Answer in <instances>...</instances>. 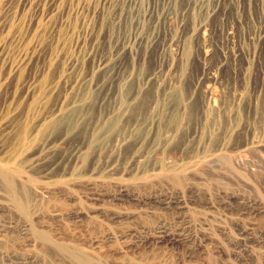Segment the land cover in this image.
I'll return each instance as SVG.
<instances>
[{
  "label": "rangeland",
  "instance_id": "1",
  "mask_svg": "<svg viewBox=\"0 0 264 264\" xmlns=\"http://www.w3.org/2000/svg\"><path fill=\"white\" fill-rule=\"evenodd\" d=\"M189 1L175 3L183 7ZM260 1L241 0L217 18L215 38L221 40L222 25L241 15L236 40L248 45L247 31L259 23L252 20L257 18ZM154 2L160 11L166 5L163 0ZM96 4L99 0H0V44L4 45L0 55V119H11L3 137L8 152L0 150V264H264V146L235 150L245 135L230 139L233 151L142 176L92 174L96 167L93 146L75 168L77 178H57V169L50 177L40 167L25 166L23 158L48 132H52L51 139L58 140L66 136V127L72 131L61 140L55 158L65 155L71 145L87 140L88 127L63 118H54L50 125L43 123L46 126L41 125L40 132L23 133L34 128L36 120L57 101L58 93H49L47 86L56 79L69 54L81 52L76 35L82 19L88 17L85 28L93 23L98 27L103 52L108 51L110 41L132 29L130 17L125 20V15L120 25L100 22V16L92 14ZM192 22L189 18L184 29L189 52L179 62L182 76L176 87L158 95L151 87L140 90L134 79L126 93L133 114L144 113L153 100L170 102L192 95L186 126L169 148L177 160L183 157L178 151L186 135L195 129L207 100L196 89L204 67ZM161 37L167 34L163 32ZM260 38L254 44L255 53L238 56L223 69L222 80L210 84L213 99L228 101L230 90L240 86L247 93L244 101L261 97L264 35ZM219 55L217 51L214 60ZM161 59L159 50L148 52L141 62V75ZM30 82L37 84L34 102L30 101L32 94H27ZM54 87L61 92L62 83ZM116 90L112 85L111 91ZM248 111L252 118L254 104ZM258 111L264 113L261 108ZM96 112L92 107L91 113ZM260 122L264 136V115ZM219 138L215 136L211 146H216ZM18 150L23 154L16 156ZM162 230L170 236L159 237ZM180 234L188 239L178 240Z\"/></svg>",
  "mask_w": 264,
  "mask_h": 264
},
{
  "label": "bare ground",
  "instance_id": "2",
  "mask_svg": "<svg viewBox=\"0 0 264 264\" xmlns=\"http://www.w3.org/2000/svg\"><path fill=\"white\" fill-rule=\"evenodd\" d=\"M163 1L166 5L160 11L154 0H99L100 4L93 7L92 14L99 15L100 22L108 20L111 25H120L125 15V20L130 17L132 23L130 32L110 41L105 52L100 48L101 42L96 32L98 27L93 23L85 28L88 17L82 19V28L76 35V46L81 52L69 54L56 79L47 86L49 93H58L57 101L36 120L34 128H26L23 134L40 132L46 126L43 123L50 125L54 118H63L64 121L71 120L74 124L88 127L87 140L71 145L65 155L55 158L61 140H65L72 131L66 127V136L58 140L51 139L49 134L52 132H48L42 137L48 136L23 158L27 168L40 167L43 174L50 177L54 176L53 171L57 169V178H77L75 168L84 162L88 148L93 146L96 167L90 171L92 174L99 171L113 178L142 176L180 169L228 150L233 151L229 147L230 139L237 134L245 135V139L235 150L245 151L251 147L264 146L260 122L264 113L258 114V108L264 110V88L260 91L263 101H258L260 98L257 101H244L247 95L245 97L246 91L241 86L230 90L232 98L229 96L231 99L228 101H216L211 97L210 86L222 80L223 69L238 56L254 52L255 42L264 35V0L260 1L257 18L252 20V23H259H254L247 31L248 45L236 40V25L241 23V15L236 17L235 22L227 21L222 25L221 40H217L214 35V21L225 16L228 9L237 7L241 0H190L183 7L177 6L175 0ZM189 18L193 20L191 29L199 41L200 59L204 67L196 89L208 101L204 102L195 129L186 135L181 151H178L183 157L177 160L169 148L186 126L190 116L188 110L193 104L189 101L192 95L186 98L178 96L177 101L170 102L153 100L147 104L144 113L133 114L130 110L133 104L132 101H126V93L129 81L134 79L138 80L140 90L151 87L158 95H165L176 87L182 76L179 62L189 52L186 43L188 38L184 34ZM74 27L72 30L76 31ZM57 31L62 39L60 30ZM163 32L167 37H161ZM3 49L4 45L0 44V55ZM153 50H159L162 59L158 65L141 75L143 57ZM217 51L220 55L214 60ZM58 83H62L61 92L54 87ZM112 85L117 87L114 92L111 91ZM36 89L37 84L30 82L27 90L29 96L32 94L30 101L37 100L34 94ZM257 94L259 96V92ZM251 103L256 112L249 118ZM92 107L97 108L96 113H91ZM0 121V150L7 153L3 137L10 129L11 119L2 117ZM41 125L42 128L38 130ZM217 135L220 137L218 143L211 146L210 141ZM22 151L18 150L16 156L22 155ZM59 167H63V171ZM160 232L161 238L170 236L163 230ZM186 238L180 234L177 239Z\"/></svg>",
  "mask_w": 264,
  "mask_h": 264
}]
</instances>
